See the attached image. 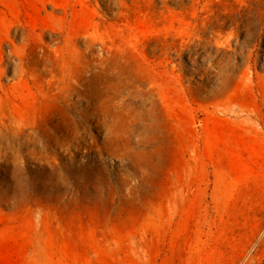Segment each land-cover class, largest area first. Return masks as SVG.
<instances>
[{
    "label": "rangeland",
    "instance_id": "374dc122",
    "mask_svg": "<svg viewBox=\"0 0 264 264\" xmlns=\"http://www.w3.org/2000/svg\"><path fill=\"white\" fill-rule=\"evenodd\" d=\"M29 1L30 4H28ZM29 1H25L27 3L24 4H16V2H13L12 0H0V15H6L4 25L7 23L5 27L0 29V69L2 70V72L0 73V80L2 81L0 83V92H5V94L10 97V99L15 103L21 102L23 97L27 96L29 93L34 92L33 95L35 98L36 106L40 110L39 114L34 119L20 120L17 116H15V113L11 109H0V141L2 139L0 143V149L2 150V148L4 147V151H0L2 152L0 153V211L2 210L1 212L3 213V216L6 213L4 218L2 216V213H0V215L2 216L0 218V222H2L0 223V264H45V251L48 235L45 228H43L45 227V223H43L44 220H47V222L53 225L55 224V226L71 225V231L75 229L73 233H80L84 236L89 232H94L96 235H99L104 231H108L112 227L128 234L140 233L142 222L145 221L146 214L149 211L148 208L151 205L150 202L152 200H156L158 198V194L163 190V187L165 188L167 186V180L170 176L171 169L174 165L175 160V139L172 135L169 124L161 116L157 117V119L151 118L152 111L148 112L147 110L153 106V104L151 103L153 102V100L151 101V97L148 96L149 94L144 91H142V94L141 90L138 92V87L136 86H138L142 82V80L140 78L138 79V77L140 76L136 72V69L141 66V63H143V61L141 59H138L137 56H133L132 53H121L118 50L122 43L123 37L128 35L130 26L134 29L137 28L135 29V35L137 37L135 36L134 38H131L129 36V40L130 42H133L134 40V42L137 43V46H141L142 48H144H139V51L143 56H148L146 58L150 60L153 59L156 61H161L163 59V56H165L166 51L169 50V52L167 51V53L171 56L170 62L168 63L169 65L167 64V62H164L163 66L170 70L173 69L178 80L180 79L179 83L185 86L186 92L189 98L192 100L193 106L195 107V109H197L196 113L199 117V126L202 125L201 123L205 119V114L202 111V109L204 108L211 112L215 109V111L212 113L220 119L219 128L216 130L221 131V133H227L232 128V122L231 124L229 123L230 118L232 117L231 111H251L256 114L254 130L256 131V139L257 141H259L256 148L253 150H246L243 148L238 150V148L236 147L231 150L224 149L220 142L221 139L219 137H216L214 134V132L216 131V127H214V121L209 120L211 121L210 130L212 133V138H214L213 143H215L214 146L209 150V160L207 162L209 163V166H202V170H200L196 175V192L192 199L188 219H186L182 226V240L178 241L176 245H174V247L169 250V252L167 251V256L163 257L164 260H160L159 264H264V189L261 193H253L249 190L247 192H243L240 197L235 196V190L236 188L240 187V183L243 180L242 177H245V175L249 174L252 170H254L255 172L257 171L258 174L260 173L259 175L263 179L264 184V0H136L137 2L134 0H42L47 4L46 13L43 16L44 19L41 18L34 10L35 7L42 8V5H44V3L42 1L35 0ZM79 1L81 3H79ZM111 1L116 5H113ZM157 1L158 3H156ZM87 2L91 4V12L93 11L92 13L95 15L96 19L94 20L88 31L84 26L75 27V24L73 23V10L75 8L76 10H81L82 6L86 5ZM126 2H128V4ZM8 4H10V7ZM15 4L17 5L16 7ZM117 4L119 5V8ZM160 4L162 5L160 6ZM149 6L150 9H148ZM109 7L111 10L109 9ZM155 9L158 11H156ZM87 10L91 14L90 9ZM164 10L166 13L164 12ZM27 12L28 14H31H29L28 16ZM123 13L127 15V21H125V19L123 18ZM236 16L240 18L238 19ZM151 17H153V19ZM15 20L17 21L15 22ZM233 21L236 24H233ZM153 22L154 25H152ZM242 22H244V24ZM44 24L46 25V27ZM169 28L171 31L169 30ZM206 28H208V30ZM12 29L15 30L13 31ZM150 29L152 31H150ZM22 30L23 33H21ZM81 30H83V32ZM156 30L157 33L155 32ZM199 30L202 31L200 32ZM247 30L250 32H248ZM69 32H71L72 34ZM169 32H171V34ZM242 32L244 35L242 34ZM61 33H63V35ZM148 33H150V39L148 38ZM173 33H175L176 36L175 34L172 35ZM19 34L21 37L19 36ZM93 34H96L97 37ZM151 34L155 35L152 36ZM156 34H160L161 38H159L160 35L157 36ZM162 34L164 35L162 36ZM46 35L47 37H45ZM69 36L74 37V39L76 40L75 42L78 44L79 55L77 61L79 62V65L78 63L77 65L81 69V76L78 82H75L76 80L72 74L71 76H67L66 74V77L64 78V73L60 68L64 65H67L68 62H71L69 61L68 57L65 60H62L57 50L58 48H65L66 45H69ZM120 36H122V38ZM40 37L42 38L40 39ZM53 39L55 43L53 42ZM236 39L239 42L235 41ZM155 40H157L158 42ZM232 40L234 42H232ZM33 42L35 44H33ZM163 42L165 43L163 44ZM13 43L15 46L17 45L16 48L17 50H19L20 54H18V52L14 53ZM36 43L39 44L36 45ZM155 43L157 44L155 45ZM167 43L168 45H166ZM185 43H189L188 50L184 48ZM237 43L239 46L237 45ZM40 44H43V46H40ZM45 44L48 46L45 47ZM148 44L150 46H148ZM36 46L39 47V51ZM156 46H158L159 48H156ZM153 47H155L154 50H152ZM173 47H175L176 49ZM209 48L214 52L212 53L213 55L211 54V50ZM2 49L5 50L3 51ZM5 51L7 52L6 54ZM200 51L202 54L200 53ZM38 52H40V54ZM190 52L193 55H190ZM41 53L44 56H42ZM195 53L197 54L195 55ZM207 53H210L209 55L212 57H209ZM40 55L42 56V58ZM81 55L84 58L83 61L82 57L79 58V56ZM227 55H229V57ZM172 56L175 57L172 58ZM7 57H9V61L6 59ZM125 58H128V60H126ZM220 58L221 60H219ZM11 59H13L14 63L11 62ZM211 61H213V65ZM20 64L21 66L23 64V66H19ZM219 64L221 67L219 66ZM228 65L229 68L227 67ZM39 66L40 68L42 67V74ZM113 67H115L116 71ZM124 67H126L127 69L129 67V71H127V69ZM182 67L184 70L182 69ZM43 68H46L47 70ZM36 69L38 70V72H36ZM107 69L109 72L107 71ZM93 71L95 73H93ZM105 71L108 72V76ZM38 73H40L41 75H38ZM103 73L105 74L103 75ZM109 73L112 77L109 75ZM118 73H121V76ZM84 74L88 78L85 77ZM99 74H102V76H99ZM208 74L210 76H207ZM216 74H218L220 77ZM42 75H44V78ZM59 75H61V77ZM182 75L184 76L182 77ZM106 76L111 79L107 78ZM187 77L189 80L187 79ZM69 78H73L74 81L69 82ZM38 79L39 82H37ZM88 79H91L92 82L94 80L95 83H93V85H90L92 84V82ZM112 79L114 80L113 82ZM27 80L29 82H26ZM130 80L132 83L130 82ZM99 82L101 83L99 84ZM83 83L85 85H83ZM16 84L18 86H16ZM15 86L16 89L14 88ZM84 86L86 87L84 88ZM99 87L102 88L100 89ZM112 89H114V91ZM122 89L124 90V92ZM95 90H98L97 93ZM115 91L116 93L118 92V94H116ZM130 91H133L132 94ZM74 92L75 94L73 95ZM101 92H106L107 95L106 93L104 95L108 96L109 98L106 97V99ZM109 92L112 96L109 95ZM113 92L114 94H112ZM136 92H138V94ZM214 93L216 94V96ZM18 94L22 95L23 97L19 96ZM70 94L71 97L69 98ZM59 96L62 101H64L63 105ZM144 96L150 98L148 99L149 102H145V99H147V97ZM122 97H124V99H122ZM120 98L121 100H118ZM82 99H84V102L82 101ZM116 99L119 104L121 103L120 105L123 106H120L118 102L115 101ZM232 99L235 101H233ZM54 100H56L57 102L55 105L52 104V102L55 103ZM112 102L114 104H112ZM147 105H149V108L147 107ZM98 106L100 107L98 108ZM114 108L116 111H118V113H116V111L114 112ZM131 108L134 110H132ZM127 109L129 110V112ZM59 110H62V112H59ZM123 110L125 111V116L123 115L124 113H122L124 112ZM119 112L121 116L119 115ZM215 112H217V114ZM128 113L131 114V117L133 115V119ZM147 113H150V115H148ZM128 115L130 118L128 117ZM134 115L136 119L134 118ZM52 116L53 118H51ZM120 117H122L123 119ZM138 117L142 118L139 119ZM37 119H39V121H37ZM57 119L59 121H57ZM97 120L108 124V127L104 128L105 130L101 131L97 126ZM113 120H119L120 124L118 123V121L116 122ZM120 120L123 121L120 122ZM133 120L135 121V123L133 122ZM129 121H131V123ZM150 121L153 122L151 123ZM158 121L160 123H158ZM122 122L123 124H121ZM115 123H117L118 125ZM78 124L80 126H78ZM126 124L128 125V127H126ZM109 127L112 128L111 131ZM114 127H117L115 128V130H117L119 133L117 131H114ZM125 127L127 129H125ZM31 128L33 131L31 130ZM40 128H42L44 131H42V129ZM86 128H89L90 132L95 137L94 145L88 144L90 141L89 138L87 143H83L82 138L80 139V137L85 138ZM119 128L123 129L121 130ZM130 128L131 131H129ZM136 128L137 130H135ZM138 129H141V133ZM156 129L157 131H155ZM160 129L162 130V132ZM36 130H38L39 132ZM132 130L134 131L132 132ZM152 130H154L156 134ZM1 131H4L3 133L6 134V139H4V134ZM28 132L30 133V135H28ZM122 132L125 134H123ZM110 133L113 135H111ZM116 133L120 136L117 137L118 135ZM122 135L125 136L123 137ZM163 135H165V137H163ZM144 136L148 138H146L145 140V138H143ZM126 137L128 138L125 139ZM12 138H14L15 140ZM19 138L22 140H20ZM118 138H120V140L122 139V143ZM3 140H5L6 143L5 141L3 142ZM19 140L20 142H16ZM26 140L29 142L26 143ZM216 142H218V144ZM138 143H141L142 145L140 144V146ZM27 144L32 148L27 147ZM39 144H41L42 147ZM95 144L97 145V147L99 146V149ZM123 144L127 147H125ZM129 144L131 146L128 147ZM6 145H9L6 147L7 150H10L8 153L5 149ZM102 145H104L103 148L101 147ZM132 146L134 147V149ZM16 147L18 148V150H16ZM12 148L14 150H12L13 152L11 151ZM20 148L23 150L21 151ZM155 148L158 150V152ZM29 149L32 150L30 151ZM102 149L105 151H103ZM153 150H156V152L154 153ZM3 152H6L7 155ZM14 152L16 154H14ZM147 152L150 154H147ZM138 155L143 158H146V156L148 155L150 156H148L146 159H143ZM150 157L152 158V160ZM155 161L157 164L154 163ZM204 168L205 170L208 168L207 173H205ZM205 174H207V176H205ZM63 175H65V177ZM152 175L154 176V178ZM59 176L60 178H57ZM61 180H63L64 182H60ZM89 181H92V183H89ZM69 183L71 184L72 188L70 187ZM100 184H102V187H100ZM133 185L134 187H132ZM88 186L90 187L88 188ZM139 188H142L140 189V192ZM119 194L123 196H120ZM67 201L71 202H69L68 204ZM72 210L74 212H72ZM59 214H63L62 217ZM23 217H26V219ZM27 218L31 220L30 222L32 223H29V220L27 221ZM42 218L44 219L43 222ZM63 218L66 219L65 222ZM11 221H14L15 224L12 225ZM34 222H36V224ZM76 222L77 224H75ZM7 223L11 224L8 225ZM29 224L33 227L32 229L30 226H28ZM34 225L37 227L35 228ZM72 225H77L78 227ZM82 225L85 228H81L83 227ZM5 226L7 228H5ZM86 228L88 229V231L86 230ZM80 229H82V232ZM86 248H88V250L91 252L92 250H94V247L90 244H86ZM35 250L37 251V254ZM58 261V264H75L73 258L70 257L69 259V257H63L62 255L59 256Z\"/></svg>",
    "mask_w": 264,
    "mask_h": 264
},
{
    "label": "bare ground",
    "instance_id": "6f19581e",
    "mask_svg": "<svg viewBox=\"0 0 264 264\" xmlns=\"http://www.w3.org/2000/svg\"><path fill=\"white\" fill-rule=\"evenodd\" d=\"M13 2H16V4H24V3H27V2H25V1H29V0H12ZM35 1H42V0H35ZM48 1V0H47ZM83 1V0H82ZM125 1V0H124ZM127 1V0H126ZM134 1H136V0H134ZM133 1V2H134ZM162 1V0H161ZM169 1V0H168ZM172 1V0H171ZM33 2V1H32ZM43 2V1H42ZM71 2V1H70ZM115 2V1H114ZM137 2V1H136ZM141 2V1H140ZM143 2V1H142ZM146 2V1H145ZM149 2V1H148ZM164 2V1H163ZM182 2V1H181ZM9 3H10V1H9ZM44 3V5H42L43 7L41 8H39V7H35L34 8V10H35V12H37L38 13V15L41 17V18H43L44 19V14L46 13V7H47V4H46V2H43ZM75 3V2H74ZM79 3H81L80 1H79ZM85 3V2H84ZM83 3V4H84ZM90 3H92V2H90ZM111 3H112V1H111ZM117 3V2H116ZM127 4H128V2H126ZM151 3V2H150ZM154 3H155V1H154ZM156 3H158V1L156 2ZM7 4V3H6ZM15 4V7L17 6ZM28 4H30V1H29V3ZM60 4V3H59ZM76 4H77V2H76ZM110 4V3H109ZM113 4V3H112ZM118 4H119V2H118ZM117 4V5H118ZM131 4V3H130ZM136 4V3H135ZM163 4V3H162ZM162 4H160V6L162 5ZM166 4V3H165ZM9 5V7H10V4H8ZM32 5V4H31ZM82 5V4H81ZM80 5V6H81ZM113 5H116L115 3L113 4ZM167 5V4H166ZM183 5V4H182ZM25 6V5H24ZM35 6H36V4H35ZM38 6V5H37ZM49 6V5H48ZM131 6V5H130ZM142 6V5H141ZM75 7H77V6H75ZM168 7H170V6H168ZM31 8V7H30ZM116 8V7H115ZM118 8H119V5H118ZM130 8V7H129ZM159 8H161V7H159ZM64 9V8H63ZM87 9H90V12H91V4H89L88 2H87V4L86 5H83L82 6V9L81 10H76V8L73 10V15H74V18H73V23L75 24V27H82V26H84L85 28H86V30L88 31L89 29H90V26L92 25V23L94 22V20H96L95 19V15L91 12V14L88 12V10ZM109 9H110V7H109ZM114 9V8H113ZM112 9V10H113ZM148 9H150V6H149V8ZM172 9V8H171ZM111 10V9H110ZM118 10V9H117ZM116 10V11H117ZM127 10H129V9H127ZM140 10H141V8H140ZM156 10V9H155ZM174 10V9H173ZM33 11V10H32ZM57 11V10H56ZM62 11V10H61ZM116 11H114V12H116ZM129 11H131V10H129ZM151 11V10H150ZM156 11H158V10H156ZM25 12V11H24ZM31 12V11H30ZM66 12V11H65ZM80 12H82V13H80ZM119 12V11H118ZM164 12H165V10H164ZM17 13V12H16ZM56 13H58V12H56ZM131 13V12H130ZM140 13V12H139ZM159 13V12H158ZM166 13V12H165ZM0 14H1V12H0ZM27 14H28V12H27ZM29 14H31V13H29ZM29 14H28V16H29ZM68 14V13H67ZM160 14V13H159ZM158 14V15H159ZM163 14V13H162ZM253 14V13H252ZM13 15V14H12ZM35 15V14H34ZM58 15V14H57ZM61 15V14H60ZM62 15H64V14H62ZM117 15V14H116ZM136 15V14H135ZM39 16H37V17H39ZM130 16V15H129ZM148 16V15H147ZM152 16H154V15H152ZM160 16V15H159ZM27 17V16H26ZM52 17V16H51ZM60 17V16H59ZM67 17V16H66ZM135 17V16H134ZM164 17V16H163ZM170 17V16H169ZM237 17V16H236ZM6 18V15L4 14V15H0V29L1 28H3V27H5V25L7 24H5L4 25V23H5V19ZM32 18V17H31ZM123 18L125 19V21H127V15L125 14V13H123ZM131 18V17H130ZM137 18V17H136ZM135 18V19H136ZM140 18H142V17H140ZM145 18H146V16H145ZM152 19H153V17H151ZM161 18V17H160ZM238 18V17H237ZM240 18V17H239ZM238 18V19H239ZM242 18V17H241ZM52 19V18H51ZM50 19V20H51ZM59 19V18H58ZM62 19V18H61ZM64 19V18H63ZM132 19V18H131ZM138 19V18H137ZM158 19V18H157ZM163 19V18H162ZM166 19V18H165ZM172 19V18H171ZM232 19V18H231ZM230 19V20H231ZM12 20V19H11ZM49 20V21H50ZM150 20V19H149ZM156 20V19H155ZM173 20V19H172ZM179 20V19H178ZM243 20V19H242ZM14 21V20H13ZM17 20H15V22H16ZM38 21V20H37ZM42 21V20H41ZM53 21V20H52ZM120 21V20H119ZM136 21V20H135ZM139 21H140V19H139ZM145 21V20H144ZM157 21H159V20H157ZM181 21V20H180ZM219 21V20H218ZM217 21V22H218ZM241 21V20H240ZM31 22H32V20H31ZM51 22V21H50ZM54 22H55V20H54ZM132 22V21H131ZM169 22V21H168ZM214 22V21H213ZM230 22V21H229ZM245 22V21H244ZM244 22H242L243 24H244ZM255 22H257V21H255ZM18 23V22H17ZM45 23H46V20H45ZM143 23V22H142ZM148 23V22H147ZM181 23V22H180ZM179 23V24H180ZM203 23V22H202ZM212 23V22H211ZM235 22L233 21V24H234ZM254 23V22H253ZM10 24V23H9ZM71 24V23H70ZM128 24V23H127ZM133 24V23H132ZM139 24V23H138ZM141 24V23H140ZM208 24V23H207ZM214 24V23H213ZM236 24V23H235ZM256 24V23H255ZM36 25H37V23H36ZM45 25V24H44ZM65 25V24H64ZM152 25H154V22H153V24ZM152 25H151V27H152ZM160 25V24H159ZM172 25H173V22H172ZM209 25V24H208ZM248 25V24H247ZM30 26H34V25H30ZM67 26V25H66ZM116 26V25H115ZM127 26V25H126ZM142 26V25H141ZM179 26V25H178ZM212 26V25H211ZM228 26V25H227ZM226 26V27H227ZM229 26H230V23H229ZM45 27H46V25H45ZM83 27V28H84ZM150 27V28H151ZM157 27V26H156ZM155 27V28H156ZM159 27V26H158ZM164 27H165V25H164ZM199 27H201V26H199ZM208 27V26H207ZM214 27V26H213ZM212 27V28H213ZM233 27V26H232ZM248 27V26H247ZM26 28V27H25ZM71 28V27H70ZM74 28V27H73ZM160 28V27H159ZM7 29V28H6ZM16 29V28H15ZM14 29V30H15ZM22 29V28H21ZM51 29V28H50ZM58 29V28H57ZM60 29V28H59ZM135 29H137V28H135ZM135 29L134 28H132L131 26H130V28H129V30H128V35L127 36H124L123 37V39H122V43H121V45H120V47H119V51L121 52V53H132V55L133 56H137L138 57V59H141L142 61H143V63H141V66L139 67V68H137L136 69V72L139 74V76L140 77H138V79L140 78L141 80H142V82L138 85V86H136V87H138V92L141 90V93H142V91H144V92H147L149 95L148 96H150L151 97V101L153 100V102H151L152 104H153V106L152 107H150V109H148L147 111L149 112V111H152V113H151V118L152 119H157V117H159V116H161L168 124H169V127H170V129H171V132H172V135L174 136V139H175V144H176V152H175V160H174V165H173V167H172V169H171V173H170V176H169V178H168V180H167V186L164 188L163 187V190L161 191V193H159L158 194V198L156 199V200H152L150 203H151V205H150V207L148 208L149 209V211H148V213L146 214V218H145V221L144 222H142V225H141V232L140 233H132V234H128V233H124V232H122V231H120V230H118V229H116V228H114V227H112L111 229H109L108 231H104L102 234H99V235H96L94 232H87L88 234L87 235H83V234H80V233H73V231L75 230V229H73V231H71L72 230V227H70V226H68V225H64V226H55V224L53 225V224H51V223H49V222H47V220L45 221L43 218H42V222H43V220H44V222L43 223H45V227H43V228H45V230L47 231V235H48V238H47V246H46V257H45V264H58V259H59V256L60 255H62L63 257H69V259H70V257L71 258H73L74 259V261H75V264H159V261L160 260H164L163 259V257H166L167 256V251L169 252V250L170 249H172L173 247H174V245H176V243L178 242V241H180V240H182V226H183V223L186 221V219H188V215H189V210H190V207H191V204H192V199H193V197H194V195H195V192H196V190H195V182H196V175H197V173L200 171V170H202L201 169V167L203 166V167H207V166H209V163H207L208 162V156H209V150H210V148L211 147H213L214 146V144L215 143H213V139L214 138H212V133H211V130H210V123H211V121H209V120H212V121H214V127H216L215 128V130L216 129H218L219 128V121H220V119H219V117H217V116H215L212 112H214L215 111V109L211 112V111H208L206 108H204V109H202V111L204 112V114H205V119L202 121V125L201 126H199V124H198V116H197V113H196V110L197 109H195V107L193 106V103H192V100L189 98V96H188V94H187V92H186V88H185V86L183 85V84H181V83H179V80H178V78L176 77V74H175V72H174V70L172 69V70H170V69H168V68H165L164 66H163V63L164 62H167V64L170 62V59H171V56L167 53V51L169 52V50H167L166 51V54H165V56H163V55H161V56H163V59L161 60V61H156V60H150V59H148V58H146V57H148V56H143L142 55V53L139 51V48H142L141 46L139 47V46H137V43H135L134 42V40H133V42H130V40H129V36L131 37V38H134L136 35H135ZM153 29V28H152ZM168 29V28H167ZM180 29V28H179ZM207 30H208V28H206ZM214 29V28H213ZM222 29V28H221ZM225 29V28H224ZM242 29V28H241ZM13 30V29H12ZM13 30V31H14ZM141 30V29H140ZM169 30H170V28H169ZM190 30V29H189ZM195 30H197V29H195ZM210 30H211V28H210ZM233 30V29H232ZM7 31H9V30H7ZM47 31V30H46ZM50 31V30H49ZM71 31V30H70ZM82 32H83V30H81ZM80 31V32H81ZM91 31V30H90ZM150 31H152L151 29H150ZM171 31V30H170ZM192 31V30H191ZM200 32L202 31V30H199ZM204 31V30H203ZM215 31V30H214ZM225 31V30H224ZM248 31V30H247ZM10 32H12V31H10ZM37 32V31H36ZM41 32V31H40ZM79 32V31H78ZM156 33H157V30L155 31ZM217 32V31H216ZM215 32V33H216ZM227 32V31H226ZM246 32V31H245ZM248 32H250V31H248ZM2 33H3V31H2ZM17 33V32H16ZM21 33H23V30L21 31ZM29 33H31V32H29ZM38 33H39V31H38ZM37 33V34H38ZM69 33H71V32H69ZM76 33V32H75ZM170 34H171V32H169ZM182 33V32H181ZM198 33V32H197ZM207 33V32H206ZM205 33V34H206ZM62 35H63V33H61ZM72 34V33H71ZM175 33H173L172 35H174ZM213 34V33H212ZM211 34V35H212ZM234 34V33H233ZM242 34H243V32H242ZM248 34V33H247ZM34 35V34H33ZM45 35V34H44ZM52 35V34H51ZM70 35V34H69ZM77 35V34H76ZM94 35V34H93ZM96 35V34H95ZM94 35V36H95ZM111 35V34H110ZM139 35V34H138ZM146 35H147V32H146ZM150 35V33H148V38L150 39L151 37L149 36ZM152 36L153 35H155V34H151ZM157 36L158 35H160V34H156ZM164 34H162V36H163ZM192 35V34H191ZM225 35V34H224ZM231 35V34H230ZM244 35V34H243ZM14 36V35H13ZM19 36H20V34H19ZM28 36H30V35H28ZM32 36V35H31ZM53 36V35H52ZM51 36V37H52ZM54 36H56V35H54ZM74 36V35H73ZM142 36V35H141ZM170 36V35H169ZM175 36H176V34H175ZM207 36V35H206ZM213 36H215V35H213ZM226 36V35H225ZM4 37H5V35H4ZM21 37V36H20ZM45 37H47V35L45 36ZM96 37H97V35H96ZM121 38H122V36H120ZM137 37V36H136ZM147 37V36H146ZM145 37V38H146ZM195 37V36H194ZM201 37H203V36H201ZM209 37V36H208ZM220 37H221V35H220ZM31 38V37H30ZM42 37H40V39H41ZM53 38V37H52ZM56 38V37H55ZM111 38V37H110ZM154 38V37H153ZM158 38V37H157ZM159 38H161V35L159 36ZM197 38V37H196ZM195 38V39H196ZM223 38V37H222ZM231 38V37H230ZM239 38V37H238ZM12 39V38H11ZM23 39V38H22ZM39 39V38H38ZM87 39V38H86ZM96 39H98V38H96ZM109 39V38H108ZM216 39V38H215ZM234 39V38H233ZM18 40H19V38H18ZM24 40V39H23ZM56 40V39H55ZM135 40H137V39H135ZM147 40V39H146ZM145 40V41H146ZM160 40V39H159ZM190 40V39H189ZM208 40V39H207ZM17 41V40H16ZM38 41H40V40H38ZM43 41H46V40H43ZM68 41L70 42L69 43V45H66L65 46V48L64 47H62L61 49L60 48H58L57 50H58V53L60 54V57L62 58V60L64 59H66L67 57L69 58V61H71V62H68L67 63V65H64V66H62V67H60L61 68V71L64 73L63 74V76H64V78L66 77V74H67V76H71V74L73 75V77L75 78V82H78L79 81V78H80V76H81V69H80V67L78 66L79 65V62L77 61L78 59V55H79V51H78V44L75 42L76 40L74 39V37H70L69 36V39H68ZM90 41V40H89ZM92 41V40H91ZM94 41V40H93ZM111 41V40H110ZM114 41V40H113ZM119 41V40H118ZM140 41V40H139ZM144 41V40H143ZM150 41V40H149ZM155 41H157V40H155ZM162 41H163V38H162ZM167 41V40H166ZM165 41V42H166ZM191 41V40H190ZM193 41H194V39H193ZM192 41V42H193ZM204 41V40H203ZM209 41V40H208ZM230 41V40H229ZM235 41H237V39L235 40ZM21 42H22V40H21ZM31 42V41H30ZM48 42V41H47ZM46 42V43H47ZM53 42H54V39H53ZM137 42V41H136ZM158 42V41H157ZM165 42H163V44L165 43ZM197 42V41H196ZM206 42V41H205ZM217 42H221V41H217ZM232 42H234L233 40H232ZM237 42H239V41H237ZM241 42V41H240ZM27 43V42H26ZM55 43V42H54ZM53 43V44H54ZM107 43V42H106ZM147 43V42H146ZM174 43V42H173ZM33 44H35L34 42H33ZM37 44H39V43H36V45ZM49 44H50V42H49ZM93 44V43H92ZM119 44V43H118ZM143 44H144V42H143ZM152 44V43H151ZM157 43H155V45H156ZM159 44V43H158ZM161 44V43H160ZM162 44V45H163ZM176 44H178V43H176ZM191 44V43H190ZM193 44V43H192ZM202 44V43H201ZM225 44V43H224ZM8 45V44H7ZM29 45V44H28ZM80 45V44H79ZM101 45V44H100ZM113 45H114V43H113ZM139 45V44H138ZM142 45V44H141ZM154 45V46H155ZM161 45V46H162ZM166 45H168V43L166 44ZM196 45V44H195ZM210 45V44H209ZM237 45H238V43H237ZM17 46V45H16ZM16 46L14 45V43H13V50H14V53H17L18 52V54H20L19 53V50H17V48H16ZM40 46H43V44L41 45L40 44ZM48 45H46L45 44V47H47ZM144 46V45H143ZM148 46H150L149 44H148ZM160 46V47H161ZM226 46V45H225ZM225 46H223V47H225ZM239 46V45H238ZM5 47V46H4ZM8 47V46H7ZM37 48H38V51H39V47L38 46H36ZM107 47V46H106ZM111 47V46H110ZM152 47V46H151ZM158 46H156V48H157ZM164 47V46H163ZM178 47V46H177ZM189 43H185L184 44V48H186V50H188L189 48ZM203 47V46H202ZM216 47V46H215ZM214 47V48H215ZM229 47V46H228ZM228 47H226V48H228ZM241 47V46H240ZM2 48V47H1ZM149 48V47H148ZM154 48L155 47H153V49L152 50H154ZM159 48V47H158ZM173 48H175V47H173ZM207 48V47H206ZM212 48V47H211ZM221 48V47H220ZM8 49V48H7ZM111 49V48H110ZM142 49H144V48H142ZM163 49V48H162ZM161 49V50H162ZM166 49V48H165ZM176 49V48H175ZM175 49H174V51H175ZM180 49H181V47H180ZM194 49H195V47H194ZM210 49V48H209ZM223 49V48H222ZM233 49V48H232ZM238 49V48H237ZM3 50V49H2ZM5 50V49H4ZM3 50V51H4ZM23 50V49H22ZM44 50V49H43ZM56 50V51H57ZM155 50H157V49H155ZM191 50V49H190ZM211 50V49H210ZM231 50V49H230ZM234 50V49H233ZM232 50V51H233ZM42 51V50H41ZM40 51V52H41ZM101 51V50H100ZM112 51V50H111ZM147 51V50H146ZM202 51V50H201ZM201 51H200V53H201ZM237 51V50H236ZM26 52V51H25ZM40 52H38L39 54H40ZM43 52V51H42ZM103 52H104V50H103ZM113 52V51H112ZM143 52V51H142ZM148 52V51H147ZM150 52H152V51H150ZM185 52V51H184ZM193 52V51H192ZM261 52V51H260ZM259 52V53H260ZM7 52L5 51V54H6ZM164 53V52H163ZM174 53V52H173ZM182 53V52H181ZM187 53V52H186ZM212 53H214L212 50H211V54ZM221 53V52H220ZM224 53H225V51H224ZM223 53V54H224ZM237 53V52H236ZM240 53V52H239ZM42 54V53H41ZM155 54V53H154ZM178 54V53H177ZM192 53L190 52V55H191ZM197 53H195V55H196ZM202 54V53H201ZM208 54V53H207ZM210 54V53H209ZM208 54V55H209ZM111 55V54H110ZM126 55V54H125ZM145 55V54H144ZM185 55V54H184ZM189 55V54H188ZM189 55V56H190ZM193 55V54H192ZM200 55V54H199ZM213 55V54H212ZM234 55V54H233ZM233 55H232V57H233ZM241 55V54H240ZM9 56V55H8ZM41 56V55H40ZM42 56H44L43 54H42ZM42 56H41V58H42ZM160 56V57H161ZM207 56V55H206ZM220 56V55H219ZM223 56V55H222ZM228 57H229V55H227ZM227 56H226V58H227ZM243 56V55H242ZM262 56V55H261ZM80 57H82V55L81 56H79V58ZM86 57V56H85ZM101 57V56H100ZM175 57V56H174ZM173 56H172V58H174ZM199 57V56H198ZM209 57H212V56H210L209 55ZM238 57H239V55H238ZM241 57V56H240ZM13 58V57H12ZM149 58H151V57H149ZM179 58V57H178ZM178 58H175V59H178ZM187 58H189V57H187ZM200 58V57H199ZM8 61H9V57H7L6 58ZM83 57H82V61H83ZM126 60H128V58H125ZM130 59V58H129ZM201 59V58H200ZM205 59H207V58H205ZM232 59V58H231ZM244 59H246V58H244ZM12 60V61H11ZM10 61L12 62V63H14V61H13V59H11ZM18 60V59H17ZM22 60V59H21ZM134 60V59H133ZM160 60V59H159ZM183 60H184V58H183ZM194 60V59H193ZM197 60V59H196ZM215 60V59H214ZM219 60H221V58L219 59ZM225 60V59H224ZM81 61V60H80ZM182 61V60H181ZM231 61V60H230ZM262 61V60H261ZM260 61V62H261ZM17 62H19V61H17ZM72 62H74V63H72ZM212 62V65H213V61H211ZM215 62V61H214ZM222 62V61H221ZM221 62H220V64H221ZM224 62V61H223ZM4 63V62H3ZM7 63V62H6ZM16 63V62H15ZM60 63V62H59ZM66 63V62H65ZM77 63H78V65H77ZM82 63V62H81ZM91 63V62H90ZM133 63H134V61H133ZM172 63H173V60H172ZM225 63H226V61H225ZM228 63V62H227ZM259 63V62H258ZM9 64V63H8ZM71 64H73V65H71ZM92 64V63H91ZM131 64V63H130ZM220 64H219V66H220ZM12 65V64H11ZM45 65V64H44ZM43 65V66H44ZM48 65V64H47ZM62 65V64H61ZM165 65V64H164ZM169 65V64H168ZM172 65V64H171ZM181 65V64H180ZM211 65V66H212ZM217 65V64H216ZM259 65V64H258ZM257 65V66H258ZM261 65V64H260ZM19 66H21V64L19 65ZM22 66H23V64H22ZM21 66V67H22ZM82 66H83V64H82ZM96 66V65H95ZM183 66V65H182ZM232 66V65H231ZM233 66H234V63H233ZM5 67V66H4ZM9 67V66H8ZM17 67V66H16ZM174 67V66H173ZM184 67V66H183ZM183 67H182V69H183ZM218 67V66H217ZM221 67V66H220ZM228 68H229V65L227 66ZM238 67H240V66H238ZM259 67V66H258ZM10 68H11V66H10ZM10 68H9V70H10ZM13 68H14V66H13ZM12 68V69H13ZM19 68V67H18ZM42 68V67H41ZM40 68V66H39V69H41ZM84 68V67H83ZM92 68V67H91ZM114 68V70H115V67H113ZM124 68H126V67H124ZM175 68V67H174ZM180 68V67H179ZM185 68V67H184ZM215 68V67H214ZM222 68H224V67H222ZM227 68V69H228ZM230 68H232V67H230ZM236 68V67H235ZM3 69V68H2ZM6 69V68H5ZM20 69V68H19ZM43 69H46V68H43ZM95 69V68H94ZM94 69H92V70H94ZM101 69V68H100ZM105 69V68H104ZM108 69H109V66H108ZM108 69H107V71H108ZM127 69V68H126ZM128 69H129V67H128ZM127 69V71H129ZM133 69V68H132ZM176 69V68H175ZM211 69H213V68H211ZM237 69V68H236ZM260 69V68H259ZM27 70V69H26ZM33 70H35V69H33ZM37 70V69H36ZM47 70V69H46ZM119 70V69H118ZM118 70H117V72H118ZM121 70V69H120ZM123 70V69H122ZM178 70V69H177ZM184 70V69H183ZM220 70V69H219ZM225 70V69H224ZM16 71V70H15ZM20 71V70H19ZM98 71H100V70H98ZM107 71H105L106 72V74H107V76H108V72ZM116 71V70H115ZM124 71V70H123ZM191 71V70H190ZM207 71V70H206ZM209 71H210V68H209ZM2 72V70L0 69V73ZM9 72V71H8ZM17 72V71H16ZM35 72V71H34ZM36 72H38V70L36 71ZM45 72V71H44ZM84 72V71H83ZM85 72H86V70H85ZM84 72V73H85ZM88 72V71H87ZM101 72H102V70H101ZM110 72H112V71H110ZM181 72V71H180ZM179 72V73H180ZM208 72V71H207ZM219 72V71H218ZM7 73V72H6ZM18 73V72H17ZM21 73H22V71H21ZM43 73V70L41 69V74ZM57 73V72H56ZM90 73V72H89ZM93 73H95L94 71H93ZM121 73H122V71H121ZM121 73L119 74L120 76H121ZM183 73V72H182ZM187 73V72H186ZM185 73V74H186ZM191 73V72H190ZM206 73V72H205ZM8 74V73H7ZM37 74V73H36ZM40 73H38V75H41ZM58 74V73H57ZM56 74V75H57ZM88 74V73H87ZM105 73H103V75H104ZM123 74H125V73H123ZM207 74V73H206ZM210 74H212V73H210ZM220 74V73H219ZM19 75V74H18ZM85 75V74H84ZM89 75V74H88ZM95 75V74H94ZM93 75V76H94ZM109 75H110V73H109ZM134 75V74H133ZM216 75H218V74H216ZM215 75V76H216ZM222 75V74H221ZM37 76V75H36ZM43 76V78H44V75H42ZM47 76V75H46ZM45 76V77H46ZM60 77H61V75H59ZM90 76H92V75H90ZM99 76H102V74H99ZM99 76H97V77H99ZM106 76V77H107ZM111 76V75H110ZM117 76V75H116ZM124 76V75H123ZM132 76V75H131ZM178 76V75H177ZM184 75H182V77H183ZM207 76H210L209 74L207 75ZM219 76V75H218ZM252 76V75H251ZM6 77H8V76H6ZM38 77V76H37ZM84 77V76H83ZM85 77H87L86 75H85ZM112 77V76H111ZM118 77V76H117ZM116 77V78H117ZM125 77V76H124ZM181 77V76H180ZM220 77V76H219ZM218 77V78H219ZM17 78V77H16ZM58 78V77H57ZM88 78V77H87ZM107 78H109V77H107ZM128 78V77H127ZM134 78H135V76H134ZM178 80V82H177V80ZM186 78V77H185ZM26 79V78H25ZM46 79V78H45ZM85 79V78H84ZM98 79V78H97ZM101 79V78H100ZM106 79V78H105ZM104 79V80H105ZM109 79H111V78H109ZM119 79V78H118ZM133 79V78H132ZM187 79H188V77H187ZM35 80V79H34ZM49 80V79H48ZM69 80V82H73L74 80H73V78H69L68 79ZM86 80V79H85ZM84 80V81H85ZM88 80H91V79H88ZM136 80V79H135ZM189 80V79H188ZM212 80V79H211ZM211 80H210V82H211ZM215 80V79H214ZM5 81V80H4ZM96 81V80H95ZM114 80L112 79V82H113ZM2 81L0 80V83H1ZM26 82H29L28 80L26 81ZM37 82H39V79H38V81ZM42 82V81H41ZM82 82H83V80H82ZM91 82H92V80H91ZM101 82H103V81H101ZM101 82H99V84L101 83ZM110 82V81H109ZM118 82V81H117ZM130 82H131V80H130ZM137 82V81H136ZM139 82V81H138ZM205 82H207V81H205ZM238 82V81H237ZM246 82V81H245ZM88 83V82H87ZM93 83H95L94 82V80H93V82H92V84H90V85H93ZM106 83V82H105ZM132 83V82H131ZM133 83H134V81H133ZM239 83H240V80H239ZM15 84V83H14ZM89 84V83H88ZM113 84V83H112ZM119 84H121V83H119ZM123 84V83H122ZM257 84V83H256ZM41 85V84H40ZM68 85V84H67ZM83 85H85L84 83H83ZM87 85V84H86ZM96 85V84H95ZM136 85V84H135ZM189 85V84H188ZM241 85V84H240ZM16 86H18L17 84H16ZM16 86L14 87L15 89H16ZM47 86V85H46ZM53 86V85H52ZM60 86V85H59ZM80 86V85H79ZM88 86V85H87ZM121 86V85H120ZM134 86V85H133ZM262 86V85H261ZM7 87V86H6ZM78 87V86H77ZM86 86H84V88H85ZM98 87V86H97ZM96 87V88H97ZM131 87V86H130ZM263 87V86H262ZM63 88V87H62ZM81 88V87H80ZM83 88V89H84ZM88 88V87H87ZM100 88V87H99ZM102 88V87H101ZM100 88V89H101ZM104 88V87H103ZM127 88V87H126ZM236 88V87H235ZM239 88V87H238ZM253 88V87H252ZM38 89V88H37ZM65 89V88H64ZM91 89V88H90ZM94 89V88H93ZM106 89V88H105ZM119 89H121V88H119ZM134 89V88H133ZM232 89H233V87H232ZM39 90V89H38ZM42 90V89H41ZM40 90V91H41ZM99 90V89H98ZM98 90H95L96 91V93H97V91ZM104 90V89H103ZM111 90V89H110ZM113 91H114V89H112ZM116 90H117V88H116ZM123 90V89H122ZM80 91V90H79ZM86 91V90H85ZM125 91H126V89H125ZM242 91V90H241ZM253 91V90H252ZM255 91V90H254ZM68 92V91H67ZM73 92V91H72ZM78 92V91H77ZM107 92V91H106ZM105 92V93H106ZM120 92V91H119ZM122 92V91H121ZM123 92H124V90H123ZM128 92V91H127ZM131 92V91H130ZM133 92V91H132ZM132 92H131V94H132ZM138 92H136L137 94H138ZM237 92V91H236ZM21 93H23V92H21ZM34 93V92H33ZM33 93H29L27 96H25V97H23L22 95H19V96H22L23 98H22V101L21 102H13L11 99H10V97H8L6 94H5V92L3 93V92H0V109H4V108H9V109H11L14 113H15V116H17L20 120H32V119H34L38 114H39V109L37 108V106H36V102H35V98H34V95H33ZM66 93V92H65ZM102 93V92H101ZM105 93H102L103 95L105 94ZM115 93H116V91H115ZM136 93H135V95H136ZM224 93H225V91H224ZM239 93V92H238ZM75 94V92L73 93V95ZM84 94V93H83ZM112 94H114V92L112 93ZM116 94H118V92L116 93ZM120 94V93H119ZM126 94V93H125ZM143 94V93H142ZM215 94V93H214ZM17 95V94H16ZM25 95V94H24ZM45 95V94H44ZM47 95V94H46ZM57 95V94H56ZM98 95V94H97ZM96 95V96H97ZM106 95H107V93H106ZM106 95H104L105 96V98L106 97H108V96H106ZM109 95H111L110 94V92H109ZM122 95V94H121ZM127 95V94H126ZM129 95V94H128ZM253 95V94H252ZM61 96V95H60ZM60 96H59V98H60ZM112 96V95H111ZM111 96H110V98H111ZM114 96H116V95H114ZM120 96V95H119ZM130 96V95H129ZM141 96V95H140ZM215 96H216V94H215ZM224 96V95H223ZM235 96H236V94H235ZM257 96V95H256ZM67 97V96H66ZM71 97V94H70V96H69V98ZM76 97V96H75ZM88 97V96H87ZM86 97V98H87ZM91 97V96H90ZM90 97H89V99H90ZM121 97V96H120ZM144 97H147V96H144ZM192 97V96H191ZM196 97V96H195ZM214 97V96H213ZM212 97V98H213ZM43 98H45V97H43ZM64 98V97H63ZM109 98V97H108ZM114 98V97H113ZM116 98V97H115ZM118 98V97H117ZM125 98H126V96H125ZM131 98V97H130ZM133 98H134V96H133ZM132 98V99H133ZM137 98V97H136ZM136 98H135V100H136ZM140 98V97H139ZM138 98V99H139ZM141 98H143V97H141ZM223 98V97H222ZM235 98V97H234ZM21 99V98H20ZM61 99V98H60ZM66 99V98H65ZM104 99V98H103ZM107 99V98H106ZM122 99H124V97H122ZM148 99H150V98H148L147 97V99H145L146 101L145 102H147L148 101ZM218 99V98H217ZM246 99V98H245ZM69 100V99H68ZM79 100H81V99H79ZM78 100V101H79ZM84 99H82V101H83ZM118 100H121V98L120 99H118ZM219 100V99H218ZM223 100V99H222ZM227 100V99H226ZM233 100V99H232ZM49 101V100H48ZM55 101V103H53L52 102V104H56L57 102H58V99H57V102H56V100H54ZM65 101H67V100H65ZM113 101V100H112ZM115 101H117V99L115 100ZM125 101V100H124ZM233 101H235V100H233ZM250 101V100H249ZM61 102H62V105L64 104V101H62V99H61ZM84 102V101H83ZM103 102V101H102ZM109 102V101H108ZM118 102V101H117ZM120 102H123V101H120ZM144 102V101H143ZM149 102V101H148ZM240 102V101H239ZM238 102V103H239ZM45 103V102H44ZM60 103V102H59ZM95 103V102H94ZM99 103V102H98ZM110 103V102H109ZM128 103V102H127ZM43 104V103H42ZM67 104V103H66ZM69 104V103H68ZM73 104V103H72ZM78 104V103H77ZM90 104V103H89ZM107 104V103H106ZM112 104H114L113 102H112ZM118 104H119V102H118ZM121 104V103H120ZM119 104V105H120ZM124 104V103H123ZM144 104V103H143ZM149 104V103H148ZM218 104H220V103H218ZM224 104V103H223ZM232 104V103H231ZM53 105V106H54ZM70 105V104H69ZM76 105V104H75ZM99 105V104H98ZM140 105V104H139ZM138 105V106H139ZM145 105V104H144ZM211 105H213V104H211ZM226 105V104H225ZM65 106V105H64ZM74 106V105H73ZM73 106H70V107H73ZM89 106V105H88ZM120 106H123V105H120ZM136 106V105H135ZM143 106V105H142ZM146 106V105H145ZM149 105H147V107H148ZM151 106V105H150ZM217 106V105H216ZM43 107V106H42ZM41 107V108H42ZM62 107V106H61ZM66 107V106H65ZM86 107V106H85ZM93 107V106H92ZM100 106H98V108H99ZM111 107V106H110ZM141 107V106H140ZM238 107H240V106H238ZM44 108V107H43ZM58 108V107H57ZM68 108V107H67ZM95 108V107H94ZM119 108V107H118ZM149 108V107H148ZM62 109V108H61ZM104 109V108H103ZM117 109V108H116ZM132 109V108H131ZM146 109V108H145ZM211 109V108H210ZM209 109V110H210ZM226 109V108H225ZM233 109V108H232ZM44 110V109H43ZM62 110H64V109H62ZM62 110H59V112L61 111L62 112ZM84 110V109H83ZM89 110V109H88ZM122 110V109H121ZM128 110V109H127ZM132 110H134V109H132ZM141 110V109H140ZM143 110V109H142ZM56 111V110H55ZM65 111V110H64ZM116 110H115V108H114V112H115ZM120 111V110H119ZM124 111V110H123ZM228 111H229V109H228ZM45 112V111H44ZM52 112V111H51ZM76 112V111H75ZM122 112V111H121ZM128 112H129V110H128ZM139 112V111H138ZM137 112V113H138ZM146 112V111H145ZM12 113V112H11ZM55 113V112H54ZM112 113H113V110H112ZM116 113H118V111H116ZM122 113H124L123 115L125 116V111L124 112H122ZM132 113V112H131ZM144 113V112H143ZM216 114H217V112H215ZM256 113V112H255ZM56 114V113H55ZM83 114V113H82ZM94 114V113H93ZM129 114V113H128ZM135 114V113H134ZM148 114V113H147ZM222 114H224V113H222ZM227 114V113H226ZM14 115V114H13ZM61 115H63V114H61ZM71 115V114H70ZM79 115V114H78ZM80 115H81V113H80ZM119 115L121 116V114H120V112H119ZM118 115V116H119ZM130 115V117H131V114H129ZM129 115H128V117H129ZM140 115V114H139ZM143 115V114H142ZM141 115V116H142ZM148 115H150V113L148 114ZM203 115V114H202ZM49 116H51V115H49ZM77 116V115H76ZM87 116V115H86ZM109 116V115H108ZM117 116V117H118ZM123 116V117H124ZM232 116V117H231ZM231 118H230V124H231V122H232V128L230 129V131L229 132H227V133H221V131H218V130H216L215 132L214 131H212V132H214V134H215V136L216 137H219L220 139H221V145L223 146V148L224 149H234V147H236V148H238V150H240V149H246V150H253V149H255L256 148V146H257V144H258V141H257V139H256V131L254 130V124H255V116H256V114H254L253 112H251V111H247V112H244V111H242V110H233V111H231ZM259 116V115H258ZM4 117V116H3ZM63 117V116H62ZM83 117V116H82ZM129 117V118H130ZM132 117H133V115H132ZM131 117V118H132ZM143 117V116H142ZM141 117V118H142ZM150 117V116H149ZM149 117H148V119H149ZM51 118H53V116L51 117ZM56 118V117H55ZM72 118V117H71ZM97 118V117H96ZM116 118V117H115ZM120 118H122V117H120ZM134 118H135V115H134ZM139 119H141L140 117H138ZM137 118V119H138ZM79 119V118H78ZM123 119V118H122ZM133 119V118H132ZM136 119V118H135ZM145 119H147V118H145ZM54 120V119H53ZM131 120V119H130ZM151 120V119H150ZM7 121V120H6ZM37 121H39V119H37ZM45 121V120H44ZM43 121V122H44ZM57 121H59L58 119H57ZM113 121H118V123H119V120H113ZM121 121H123V120H120V122ZM137 121H139V120H137ZM144 121V120H143ZM160 121V120H159ZM158 121V123H160ZM226 121V120H225ZM228 121V120H227ZM56 122V121H55ZM109 122V121H108ZM130 123H131V121H129ZM133 122L135 123V121L133 120ZM151 123L153 122V121H150ZM45 123V122H44ZM82 123V122H81ZM114 123V122H113ZM126 123V122H125ZM139 123V122H138ZM150 123V124H151ZM218 123V124H217ZM46 124V123H45ZM48 124V123H47ZM115 124H117V123H115ZM120 124V123H119ZM121 124H123V122L121 123ZM147 124V123H146ZM156 124V123H155ZM216 124V125H215ZM225 124V123H224ZM82 125V124H81ZM110 125H111V123H110ZM118 125V124H117ZM127 125V124H126ZM133 125V124H132ZM226 125V124H225ZM42 126V125H41ZM78 126H80L79 124H78ZM97 126H98V128L102 131V130H105L104 128H106V127H108V124H105L104 122H100V120H97ZM113 126H114V124H113ZM149 126V125H148ZM229 126V125H228ZM73 127V126H72ZM119 127V126H118ZM120 127H121V125H120ZM123 127V126H122ZM126 127H128V125L126 126ZM125 127V129H127ZM130 127V126H129ZM153 127V126H152ZM222 127V126H221ZM110 128V131H111V127H109ZM115 128H117V127H114V131L116 132L117 130H115ZM135 128V127H134ZM143 128V127H142ZM155 128V127H154ZM40 129H42V128H40ZM96 129V128H95ZM119 129H121V128H119ZM123 129V128H122ZM121 129V130H122ZM31 130H32V128H31ZM83 130V129H82ZM135 130H137V128L135 129ZM139 130V129H138ZM141 130V129H140ZM140 130H139V132H140ZM143 130V129H142ZM161 130V129H160ZM167 130H168V127H167ZM213 130V129H212ZM28 131V130H27ZM30 131V130H29ZM33 131V130H32ZM35 131V130H34ZM36 131H38V130H36ZM42 131H44L43 129H42ZM41 131V132H42ZM96 131V130H95ZM110 131H108V132H110ZM129 131H131V128H130V130ZM134 130H132V132H133ZM147 131V130H146ZM145 131V132H146ZM154 133H155V131H157V129L154 131V130H152ZM2 132V131H1ZM4 132V131H3ZM2 132V133H3ZM18 132V131H17ZM39 132V131H38ZM46 132V131H45ZM113 132V131H112ZM111 132V133H112ZM118 132V131H117ZM125 132V131H124ZM127 132H128V130H127ZM126 132V133H127ZM136 132V131H135ZM161 132H162V130H161ZM223 132H224V130H223ZM29 133V132H28ZM110 133V134H111ZM114 133V132H113ZM119 133V132H118ZM123 133V132H122ZM141 133V132H140ZM158 133H160V132H158ZM1 134V133H0ZM4 134V133H3ZM27 134V133H26ZM32 134H33V132H32ZM43 134V133H42ZM77 134V133H76ZM85 138L84 137H80V139L82 138V140H83V143H87L88 142V138L90 139V141H89V143L88 144H92V145H94V143H95V137L92 135V133L90 132V130H89V128H86V131H85ZM109 134V135H110ZM117 134V133H116ZM116 134H114V135H116ZM123 134H125V133H123ZM129 134H131V133H129ZM135 134V133H134ZM138 134V133H137ZM144 134V133H143ZM150 134V133H149ZM156 134V133H155ZM165 134V133H164ZM167 134V133H166ZM170 134V133H169ZM5 135L6 134H4V139H6L5 138ZM28 135H30V133L28 134ZM39 135V134H38ZM47 135V134H46ZM108 135V134H107ZM111 135H113V134H111ZM118 136L117 137H119L120 135L119 134H117ZM127 135V134H126ZM152 135V134H151ZM16 136V135H15ZM14 136V137H15ZM21 136H23V135H21ZM105 136V135H104ZM123 136V135H122ZM121 136V137H122ZM125 136V135H124ZM123 136V137H124ZM137 136V135H136ZM150 136V135H149ZM156 136H158V135H156ZM7 137V136H6ZM18 137V136H17ZM34 137V136H33ZM45 137V136H44ZM103 137V136H102ZM106 137V136H105ZM115 137V136H114ZM120 137V138H121ZM130 137V136H129ZM142 137V136H141ZM154 137V136H153ZM163 137H165V135H163ZM22 138V137H21ZM79 138V137H78ZM108 138V137H107ZM111 138V137H110ZM120 138H118L119 139V141H121L120 140ZM128 137H126L125 139H127ZM132 138V137H131ZM143 138H145V140H146V138H148V137H143ZM172 138V137H171ZM9 139H10V137H9ZM12 139H14V138H12ZM20 139V138H19ZM24 139H27V138H24ZM32 139V138H31ZM105 139V138H104ZM124 139V140H125ZM142 139V138H141ZM155 139V138H154ZM161 139H164V138H161ZM160 139V140H161ZM15 140V139H14ZM20 140H22V139H20ZM20 140L19 141H16V142H20ZM37 140V139H36ZM109 140V139H108ZM132 140H134V139H132ZM148 140V139H147ZM151 140V139H150ZM1 141H2V139H1ZM1 141H0V143H1ZM5 140H3V142H4ZM7 141H8V139H7ZM112 141H113V139H112ZM115 141H116V138H115ZM114 141V142H115ZM127 141V140H126ZM139 141V140H138ZM138 141H136V142H138ZM143 141V140H142ZM156 141V140H155ZM159 141V140H158ZM165 141V140H164ZM163 141V142H164ZM29 141H27L26 140V143H28ZM36 142V141H35ZM34 142V143H35ZM106 142V141H105ZM168 142V141H167ZM5 143H6V141H5ZM9 143V142H8ZM7 143V144H8ZM40 143V142H39ZM98 143V142H97ZM117 143V142H116ZM121 143H122V141H121ZM144 143H145V141H144ZM146 143H147V141H146ZM155 143V142H154ZM160 143V142H159ZM217 144H218V142H216ZM2 144H4V143H2ZM108 144V143H107ZM112 144V143H111ZM110 144V145H111ZM115 144V143H114ZM139 144V143H138ZM141 144V143H140ZM139 144V145H140ZM156 144V143H155ZM169 144H170V142H169ZM32 145V144H31ZM37 145H38V143H37ZM40 146H41V144H39ZM96 145V144H95ZM99 145V144H98ZM109 145V146H110ZM116 145V144H115ZM124 145V144H123ZM142 145V144H141ZM140 145V146H141ZM159 145H161V144H159ZM163 145V144H162ZM2 146V145H1ZM7 146H9V145H6L5 146V149L7 150ZM10 146H11V144H10ZM14 146V145H13ZM12 146V147H13ZM17 146V145H16ZM20 146V145H19ZM23 146V145H22ZM21 146V147H22ZM90 146V145H89ZM88 146V147H89ZM103 146L104 145H102L101 147L103 148ZM125 146V145H124ZM129 146H131L130 144L128 145V147ZM134 146V145H133ZM132 146V147H133ZM137 146V145H136ZM135 146V147H136ZM147 146H149V145H147ZM27 147H30V146H28V144H27ZM42 147V146H41ZM60 147V146H59ZM91 147V146H90ZM96 147H97V145H96ZM99 147V146H98ZM97 147V148H98ZM113 147H114V145H113ZM121 147V146H120ZM125 147H127V146H125ZM131 147V148H132ZM138 147V146H137ZM145 147V146H144ZM157 147V146H156ZM170 147V146H169ZM1 148V147H0ZM4 148V147H3ZM3 148H2V150H3ZM30 148H32V147H30ZM86 148V147H85ZM118 148V147H117ZM21 149V148H20ZM27 149V148H26ZM25 149V150H26ZM37 149H38V147H37ZM42 149V148H41ZM76 149V148H75ZM99 149V148H98ZM122 149H123V146H122ZM133 149H134V147H133ZM132 149V150H133ZM142 149V148H141ZM156 149V148H155ZM1 149H0V151H2ZM13 150V148L11 149V151ZM16 150H18V148L16 147ZM23 149H21V151H22ZM30 150V149H29ZM32 150V149H31ZM30 150V151H31ZM103 150V149H102ZM107 150V149H106ZM109 150H110V148H109ZM108 150V151H109ZM114 150V149H113ZM128 150H130V149H128ZM128 150H126V151H128ZM157 150V149H156ZM156 150L154 151V153L156 152ZM4 151V150H3ZM10 150L8 149L7 150V153L9 152ZM14 151V150H13ZM12 151V152H13ZM39 151H40V149H39ZM58 151V150H57ZM59 151H61V150H59ZM83 151V150H82ZM86 151V150H85ZM103 151H105V150H103ZM112 151V150H111ZM136 151V150H135ZM151 151V150H150ZM11 152V153H12ZM63 152V151H62ZM65 152V151H64ZM76 152H77V150H76ZM84 152V151H83ZM99 152V151H98ZM107 152V151H106ZM118 152V151H117ZM117 152H115V153H117ZM123 152H125V151H123ZM139 152H140V150H139ZM157 152H158V150H157ZM0 153H2V152H0ZM3 153H5L6 154V152H3ZM18 153V152H17ZM21 153V152H20ZM28 153V152H27ZM94 153V152H93ZM95 153H96V151H95ZM102 153V152H101ZM100 153V154H101ZM13 154V153H12ZM14 154H16L15 152H14ZM29 154V153H28ZM73 154V153H72ZM78 154V153H77ZM98 154V153H97ZM114 154V153H113ZM123 154V153H122ZM129 154V153H128ZM147 154H150V153H148L147 152ZM7 155V154H6ZM27 155V154H26ZM111 155V154H110ZM137 155V154H136ZM136 155H135V157H136ZM160 155V154H159ZM172 155V154H171ZM15 156V155H14ZM55 156V155H54ZM70 156H71V154H70ZM116 156V155H115ZM115 156H113V157H115ZM126 156V155H125ZM124 156V157H125ZM131 156V155H130ZM133 156H134V154H133ZM140 158H143V157H141L140 155H138ZM148 156H150V155H148ZM148 156H146V158L148 157ZM154 156V155H153ZM25 157V156H24ZM62 157H63V155H62ZM73 157V156H72ZM134 157V158H135ZM138 157V158H139ZM68 158H70V157H68ZM118 158H119V156H118ZM127 158V157H126ZM125 158V159H126ZM130 158H132V157H130ZM129 158V159H130ZM137 158V159H138ZM146 158H143V159H146ZM151 158V157H150ZM150 158H148V159H150ZM162 158V157H161ZM154 159V158H153ZM156 159H157V157H156ZM151 160H152V158H151ZM150 160V161H151ZM53 161V160H52ZM58 161V160H57ZM143 161V160H142ZM145 161V160H144ZM45 162H46V160H45ZM54 162V161H53ZM56 162V161H55ZM149 163H151V162H149ZM154 163H156V161L154 162ZM3 164V163H2ZM59 164V163H58ZM157 164V163H156ZM60 166V165H59ZM89 167V166H88ZM155 168V167H154ZM208 169V168H207ZM207 169L205 170V168H204V170H205V173H207ZM3 170V169H2ZM51 170V169H50ZM60 170V169H59ZM63 170V169H62ZM143 170V169H142ZM166 171V170H165ZM53 173V172H52ZM60 173V172H59ZM61 174V173H60ZM60 174H58V175H60ZM63 174V173H62ZM125 174V173H124ZM260 174V173H259ZM258 174V172L256 171H254V170H252L249 174H247V175H245V177H242V181H241V183H240V187H238V188H236V190H235V196H237V197H240L241 196V194L243 193V192H247V191H252L253 193H261L262 191H263V186H264V184H263V179L261 178V176ZM149 175V174H148ZM64 177H65V175H63ZM67 176V175H66ZM153 176V175H152ZM156 176V175H155ZM205 176H207V174H205ZM157 177V176H156ZM57 178H60V176L59 177H57ZM56 178V179H57ZM69 178V177H68ZM153 178H154V176H153ZM100 179V178H99ZM98 179V180H99ZM161 179V178H160ZM67 180V179H66ZM137 180V179H136ZM63 180H61L60 182H62ZM141 181V180H140ZM147 181V180H146ZM64 182V181H63ZM142 182V181H141ZM66 183V182H65ZM67 183H68V181H67ZM89 183H92V181H89ZM96 183H97V180H96ZM100 183H101V181H100ZM104 183V182H103ZM102 183V184H103ZM21 184H22V182H21ZM64 184V183H63ZM70 184V183H69ZM99 184V183H98ZM102 184H100V187H102ZM161 184V183H160ZM144 185V184H143ZM147 185V184H146ZM149 185V184H148ZM65 186V185H64ZM67 186V185H66ZM73 186V185H72ZM85 186V185H84ZM92 186V185H91ZM70 187H71V184H70ZM90 186H88V188H89ZM99 187V188H100ZM132 187H134V185L132 186ZM145 187V186H144ZM72 188V187H71ZM70 188V189H71ZM73 188H75V187H73ZM129 188V187H128ZM86 189V188H85ZM84 189V190H85ZM95 189V188H94ZM108 189V188H107ZM140 189H142V188H139V192H140ZM106 190V189H105ZM109 190V189H108ZM144 190V189H143ZM66 191H68V190H66ZM97 191V190H96ZM117 191H118V189H117ZM121 192V191H120ZM63 193V192H62ZM65 193V192H64ZM77 193V192H76ZM103 193V192H102ZM107 193V192H106ZM111 193V192H110ZM122 193V192H121ZM67 194H69V193H67ZM66 194V195H67ZM71 195V194H70ZM70 195H68V196H70ZM105 195V194H104ZM113 195V194H112ZM120 195V194H119ZM256 195H259V194H256ZM120 196H123V195H120ZM64 197V196H63ZM114 197V196H113ZM136 197V196H135ZM61 198V197H60ZM59 198V199H60ZM75 198V197H74ZM106 199H107V197H106ZM140 199V198H139ZM61 200V199H60ZM72 200V199H71ZM76 200V199H75ZM105 200V199H104ZM120 200H122V199H120ZM103 201V200H102ZM108 201V200H107ZM62 202V201H61ZM68 202V201H67ZM69 202H71V201H69ZM69 202H68V204H69ZM98 202V201H97ZM110 203V202H109ZM61 204H63V203H61ZM99 204V203H98ZM105 204V203H104ZM107 204V203H106ZM64 205H66V204H64ZM63 205V206H64ZM110 205V204H109ZM116 205V204H115ZM41 206V205H40ZM45 207H47V206H45ZM69 207V206H68ZM67 207V208H68ZM72 207H73V205H72ZM52 208V207H51ZM64 208V207H63ZM45 209V208H44ZM48 209V208H47ZM57 210V209H56ZM62 210V209H61ZM2 211V210H1ZM0 211V213H2ZM49 211V210H48ZM51 211V210H50ZM58 211V210H57ZM26 212H28V211H26ZM52 212V211H51ZM72 212H74L73 210H72ZM21 213V212H20ZM25 213V212H24ZM68 213V212H67ZM11 214V213H10ZM15 214V213H14ZM53 214V213H52ZM55 214V213H54ZM64 214V213H63ZM63 214H59V215H61V217H62V215ZM69 214V213H68ZM5 215H6V213H5ZM4 215V216H5ZM26 215V214H25ZM51 215V214H50ZM70 215H71V213H70ZM69 215V216H70ZM2 216H3V213H2ZM1 215H0V218L2 217ZM4 216H3V218H4ZM17 216V215H16ZM46 216H48V215H46ZM54 216V215H53ZM9 217V216H8ZM8 217H7V219H8ZM11 217H12V215H11ZM10 217V218H11ZM68 217V216H67ZM3 218H2V220H3ZM23 218H25L26 219V217H23ZM51 218V217H50ZM71 218V217H70ZM24 219V220H25ZM64 219V218H63ZM10 220V219H9ZM13 220H14V218H13ZM15 220H17V219H15ZM23 220V221H24ZM29 219L27 218V221H28ZM61 220V219H60ZM0 221H1V219H0ZM6 221V220H5ZM26 221V222H27ZM31 220H29V223H32V222H30ZM50 221V220H49ZM66 221V219H64V222ZM7 222H9V221H7ZM12 222V221H11ZM14 222V221H13ZM12 222V225L13 224H15V222L13 223ZM62 222H63V220H62ZM70 222V221H69ZM105 222H107V221H105ZM104 222V223H105ZM116 222V221H115ZM0 223H2V222H0ZM35 224H36V222H34ZM42 223V224H43ZM57 223H58V221H57ZM79 223V222H78ZM8 224V223H7ZM9 224H11V223H9ZM8 224V225H9ZM28 224V223H27ZM26 224V225H27ZM67 224V223H66ZM75 224H77V222L75 223ZM4 225H6V224H4ZM25 225V226H26ZM33 225V224H32ZM57 225V224H56ZM81 225V224H80ZM79 225V226H80ZM28 226H30V224L28 225ZM67 226H68V228H67ZM72 226H75V227H78L77 225H72ZM83 226V225H82ZM98 226V225H97ZM107 226V225H106ZM11 227V226H10ZM27 227V226H26ZM31 227V229L33 228L32 226H30ZM34 227L36 228L37 226H35L34 225ZM92 227V226H91ZM2 228V227H1ZM5 228H7L6 226H5ZM35 228H34V230H35ZM74 228V227H73ZM80 228V227H79ZM81 228H85L84 226L83 227H81ZM93 228V227H92ZM96 228V227H95ZM103 228V227H102ZM43 230V229H42ZM41 230V231H42ZM44 230V231H45ZM79 230V229H78ZM81 230V232H82V229H80ZM86 230L88 231V229L86 228ZM98 230V229H97ZM77 231V230H76ZM75 231V232H76ZM98 232V231H97ZM41 233V232H40ZM42 235V234H41ZM40 235V236H41ZM43 237H44V235H43ZM46 238H45V240H46ZM86 244L88 245V244H90L91 246H93L94 247V250H92V252L91 251H89L88 250V248H86ZM39 245V244H38ZM42 245V244H41ZM43 246V245H42ZM39 247V246H38ZM37 247V248H38ZM40 250V249H39ZM33 251H34V248H33ZM37 251H38V249H37ZM37 251L35 250V252H36V254H37ZM32 254H33V252H32ZM35 254V253H34ZM38 257V256H37ZM39 259V258H38ZM73 261V262H74Z\"/></svg>",
    "mask_w": 264,
    "mask_h": 264
}]
</instances>
